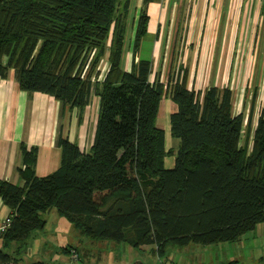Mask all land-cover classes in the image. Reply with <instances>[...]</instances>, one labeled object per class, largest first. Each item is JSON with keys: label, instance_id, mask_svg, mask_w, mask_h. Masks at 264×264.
Here are the masks:
<instances>
[{"label": "trees", "instance_id": "trees-1", "mask_svg": "<svg viewBox=\"0 0 264 264\" xmlns=\"http://www.w3.org/2000/svg\"><path fill=\"white\" fill-rule=\"evenodd\" d=\"M150 1L137 17L133 56L147 33ZM130 4L0 0V78L12 70L21 90L48 94L70 109H84L91 94L100 100L90 150L60 135L61 162L53 172L37 175L38 147L20 144L23 183L0 179L11 219L0 237L6 248L43 228L40 212L50 209L87 237L150 246L153 256L170 245L234 242L264 222V109L253 132L250 111L242 143L244 117L233 114L229 87L189 88L185 72L166 84L150 80L145 58L124 70ZM106 52L109 68L97 80ZM165 97L176 105L169 115L176 153L156 125ZM0 264L17 263L0 249Z\"/></svg>", "mask_w": 264, "mask_h": 264}, {"label": "crops", "instance_id": "crops-1", "mask_svg": "<svg viewBox=\"0 0 264 264\" xmlns=\"http://www.w3.org/2000/svg\"><path fill=\"white\" fill-rule=\"evenodd\" d=\"M144 1L131 0L130 9L133 6L134 16L130 42L126 50L123 48L121 67L124 70L130 69L132 60L142 58L141 43L146 36H150L152 37L149 58L152 68L150 80L159 79L163 82L165 78L168 81L172 65H169L165 58L167 59L169 55L178 57L182 51L183 57L198 59L199 63L195 61L193 68L200 79L202 74L209 72L216 74L227 72L233 74L234 78L236 75L249 73L264 74V0L150 1L146 4L149 16L147 33L141 40L139 50L133 56L132 42L137 17L144 6ZM212 59H215L213 69ZM108 68L106 52L96 67V71H99L97 80L103 79ZM251 85L246 87V90L245 87L235 86L238 92H232V101L235 103L240 96L250 99L254 90L258 99L262 97L263 102L259 99V105L258 102L255 104L257 97L254 98L253 105L252 101L249 104L245 100L241 103L240 111L245 114L244 120L252 111L253 132L258 116L264 109V85L259 88L255 84L253 87ZM251 89L252 94L249 92L247 95ZM99 101L97 95L91 94L84 109H70L48 94L21 90L13 71L10 70L6 78H0V179L17 185L23 183L18 173V168L22 165L21 143L38 147L35 171L39 176L47 175L59 167L61 150L57 142L60 135L88 152L94 139ZM172 103L171 99L166 97L164 108L170 113L174 111ZM164 131L166 135V130ZM9 212V208L0 198V221L5 219ZM219 248L227 251L224 255L225 260L219 261V264H264V222L257 224L253 230L232 242V245L227 243L220 245ZM151 249L150 246H143L137 254L128 252L126 261L116 256L111 264L140 263L143 261L140 258L143 251ZM181 256L182 254L175 253L169 248L164 254L152 256L150 259L153 261L152 264H184Z\"/></svg>", "mask_w": 264, "mask_h": 264}, {"label": "rangeland", "instance_id": "rangeland-1", "mask_svg": "<svg viewBox=\"0 0 264 264\" xmlns=\"http://www.w3.org/2000/svg\"><path fill=\"white\" fill-rule=\"evenodd\" d=\"M133 16L134 9L132 6L127 20L124 46L125 50L132 36L131 30ZM151 40L152 37L150 36H146V38L143 39L140 49V55L142 58H150V48L152 45ZM182 54L183 51L179 52L178 57H170L169 55L167 59L165 58V61H167L169 65H172V70L170 71L168 76L169 78H174L177 75H181L183 72H185L187 75V86H190L189 88L203 91L204 86H206L207 88L211 85H216L219 87H230L233 90V93H237L238 91L235 87L237 85L239 88L245 87V90L246 87L248 88L251 84L252 87L255 84L258 88L264 85V74L255 73L236 75V77L234 78L233 74L227 72L225 74H216L215 72H209L202 74V78L200 79L198 78L196 69L193 68V65H195V61L197 64L199 63L198 59L183 57ZM161 59V62H163L164 58L162 57ZM214 60L215 59L211 60V69H213V65L215 62ZM167 82L168 81L163 78V83L166 84ZM189 84H192V86ZM194 85H197V87H195ZM199 87H201L202 89L199 90ZM252 91L253 89H251V91H248L247 95H249V92H251L252 94ZM242 93L245 92L242 91ZM255 97H257L256 90L253 91V95H251L250 99H248L246 96H240L235 103H233L232 101L233 114H243V111H240L242 110L241 103L244 102V100L247 101L248 104L251 101L254 102L253 100L256 99ZM259 99H261V102H263L262 97H259ZM259 99L257 97V99L255 100V104H257L258 102L259 105ZM165 102L166 97L161 100L156 125L159 128L166 130V148L172 149V151L176 153L179 145V140L171 137L170 135V112L166 111V108H164ZM172 105L173 110H175L176 105L174 103H172ZM238 108L239 110H236ZM247 119L248 118L246 115L242 130V143L244 142V136L246 133ZM173 162L174 155L167 156L164 160L166 168H171L174 164ZM40 218L45 222L44 227L34 230L29 239H27L24 243H10L6 248L4 246L6 242L0 239V249L6 250L8 253H10L16 259L17 264H111L113 261L112 259L116 256L119 257L122 261H126L129 253L131 254L133 252V254H137L141 251L140 249L133 248L125 243L117 244L109 240H99L87 237L80 233V231L75 228V226L66 218L60 216L55 209L40 212ZM227 243H231L232 245V242H219L217 244L209 245L191 243L189 246L170 245L168 246V249L172 248L175 253L179 252V254H182L181 258L183 259L184 264H219V261L225 260L224 255L227 254V251H223L219 247L220 245H226ZM141 256L142 257L140 258H142L141 260H143L141 262H143L144 264L153 263V261L150 259L153 256L151 254V250L147 252L143 251V254Z\"/></svg>", "mask_w": 264, "mask_h": 264}, {"label": "built area", "instance_id": "built-area-1", "mask_svg": "<svg viewBox=\"0 0 264 264\" xmlns=\"http://www.w3.org/2000/svg\"><path fill=\"white\" fill-rule=\"evenodd\" d=\"M11 223V219L7 216L5 219L0 221V237L5 233ZM129 264H139V263H129Z\"/></svg>", "mask_w": 264, "mask_h": 264}]
</instances>
